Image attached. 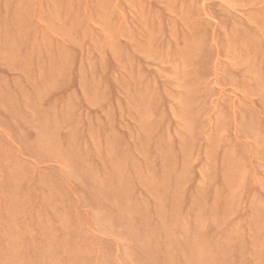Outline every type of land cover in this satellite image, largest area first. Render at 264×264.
<instances>
[{"label":"rangeland","instance_id":"374dc122","mask_svg":"<svg viewBox=\"0 0 264 264\" xmlns=\"http://www.w3.org/2000/svg\"><path fill=\"white\" fill-rule=\"evenodd\" d=\"M0 264H264V0H0Z\"/></svg>","mask_w":264,"mask_h":264}]
</instances>
